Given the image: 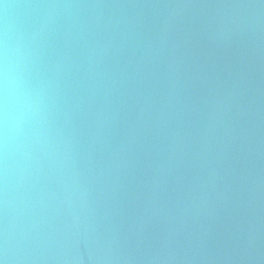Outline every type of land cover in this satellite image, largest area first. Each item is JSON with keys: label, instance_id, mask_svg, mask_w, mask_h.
Returning <instances> with one entry per match:
<instances>
[{"label": "clouds", "instance_id": "9594fccd", "mask_svg": "<svg viewBox=\"0 0 264 264\" xmlns=\"http://www.w3.org/2000/svg\"><path fill=\"white\" fill-rule=\"evenodd\" d=\"M4 10V20L0 23V264H35L36 251L47 236L37 231L35 220L29 219L17 225L13 217L10 220L14 201L13 189L24 185L31 187L33 176H42L45 162L49 165L59 151L57 137L63 140L65 160H72V167L63 180L65 186H80L82 175L76 167L75 149L78 141L72 132L61 135L63 128H56L54 120V98L63 92L61 74L76 66L83 70L79 81L82 94L76 107L90 109V101L97 95L95 84L100 72L101 58L119 55L127 48L129 60L111 83L113 91H119L125 83L135 86L127 92H120L115 104L108 101L101 105L94 115L93 131L89 137V146L101 144L99 160L94 165V180H103L113 171L129 166V160L136 166L142 156H133V150L139 146L152 158L149 167L153 170L151 182L146 185L149 195L145 215L164 212L168 224L158 238L157 244H151L145 236L143 222L140 227L131 226L127 232L115 230L102 231L93 227L87 229L83 237L78 224L69 225L71 243L77 255L65 259L64 264H85V258L79 254L81 238L87 249L88 264H243L246 261L260 260L264 264V255L253 256L251 245L253 236L240 234L236 237L242 254L217 256L203 247V238L193 249L192 233H185V220L189 215L203 211L208 203L207 189L214 188L219 173L210 167L207 178L199 174L185 177L180 169L188 164L195 168L211 155L210 141L218 122H224L223 116L236 107V116L245 114L239 104L242 77L237 75L233 86L226 95L211 100L192 101L181 105L178 97L183 93L180 65L183 61L177 57L179 45L171 40L169 19L159 21L160 27L152 35L129 28L124 23L123 32H119L120 20L109 17L105 21L99 18L80 20L76 15L81 9L100 8H186L189 4H123V3H84L77 0H37L35 3L19 5L34 9L38 15L34 23L26 30H14L8 23L7 10L13 5L0 0ZM217 11L214 39L217 43H228L234 37H242L254 31L264 14V0H232L213 4L197 5ZM64 13V15H61ZM72 13V14H67ZM102 31V34H100ZM63 33V47L55 41ZM119 36V39L117 37ZM130 37H135L134 46L129 45ZM170 52L167 65V93L158 99L156 83H149L153 74L152 65ZM130 69V71H129ZM157 82L163 83L157 77ZM141 89H143L141 91ZM111 93H106L109 96ZM127 96V99H125ZM134 99V109L123 120L124 130L118 144L106 154L102 137L105 129H111L119 115L120 107ZM207 105V122L197 129L195 135L200 139L199 150L193 151V133L183 125V109L198 114ZM74 110H68V116ZM175 127H172V122ZM67 126V122L64 127ZM55 132V135H54ZM164 134L166 143L160 142ZM232 123L227 124L226 137L232 140L243 136ZM220 151H223L222 149ZM191 153V160L186 161ZM219 155V151L217 153ZM91 159V157H89ZM175 174L176 185L172 193L176 194L172 206L161 200L167 192V177ZM187 181V188L183 187ZM25 211L31 205V196H25ZM69 203L71 201L69 200ZM183 237V240H182ZM67 240L68 237H63ZM134 246H132V242ZM186 241V244L185 242Z\"/></svg>", "mask_w": 264, "mask_h": 264}, {"label": "water", "instance_id": "95a60500", "mask_svg": "<svg viewBox=\"0 0 264 264\" xmlns=\"http://www.w3.org/2000/svg\"><path fill=\"white\" fill-rule=\"evenodd\" d=\"M37 0H4L13 5L7 10L9 25L17 31L26 30L35 22L38 15L34 9L18 7L19 5L35 3ZM84 3H123V4H189L186 8H100L81 9L76 11L80 20L99 18L102 22L111 17L120 20L119 32H123L124 23L129 28L135 26L136 31L152 35L160 27L159 21L165 17L169 19L171 40L179 45L176 55L183 63L180 65L183 93L178 97L183 104L192 101L211 100L213 95L221 97L231 90L236 76L242 77L239 104L244 107L245 114L236 116V107L223 116L224 122H218L212 133L211 155L206 157L195 168L185 164L180 172L187 177L199 174L207 178L210 167H215L219 178L215 186L207 189L208 203L203 211L189 215L185 220V233H192L193 249L203 238V247L214 255L242 254L236 237L243 234L253 236L251 254L264 255V14L254 31L242 37H234L228 43H217L214 39L216 9L198 7L202 4L232 2V0H77ZM3 8L0 5V23L4 20ZM72 14V13H67ZM64 15V13H61ZM102 34V31L101 33ZM119 39V36L117 37ZM135 37H130L129 45L134 46ZM63 47V33L55 41ZM170 52H165L155 64L154 72L148 77L149 83H156L158 89L156 98L167 93L165 80ZM134 58L128 55L127 48L119 55L101 58V66L97 71L95 89L97 92L90 109L76 107L78 97L82 94L79 81L83 70L72 66L61 74L63 92L54 98V120L56 128H63L61 135L72 132L78 141L75 149L76 167L82 175L80 186L63 183L68 171L72 167V160H65L63 140L58 136L59 151L53 163L44 164L43 175L33 176L31 187L20 185L13 189L14 201L10 220L20 225L29 219L35 220L37 231L48 237L42 241L36 251L35 264H64L65 259L77 255L71 243L69 225L78 224L83 237L87 229L93 227L102 231L115 230L127 232L135 225L137 228L143 222L144 234L150 237L151 244H157L158 238L168 224L164 212L156 215H145L148 185L153 177V170L149 167L152 158L136 146L133 156L142 159L133 167L134 161L129 160V166L119 171H113L103 180H94V165L99 160L101 144L94 148L89 146V137L94 124V113L101 105L111 101L115 104L120 92H127L134 84L125 83L119 91L111 89L114 76H118L124 65ZM130 71V69H129ZM157 77L163 83L157 82ZM143 89H141L142 91ZM106 93H111L107 96ZM127 99V96H125ZM120 107L115 125L105 129L102 137L106 154L111 147L118 144L123 136V120L134 109V99L126 106ZM73 109L71 118L68 110ZM201 111L193 114L183 109V125L194 135L192 138L193 151L199 150L200 139L195 135L197 129L207 122V105L201 103ZM67 122V126H65ZM175 121L172 127H175ZM232 123L243 136L228 142L225 133L227 124ZM55 135V132H54ZM160 142L166 143L164 134ZM223 151H220V150ZM219 151V155L217 154ZM91 157V159L89 158ZM191 160V153L185 157ZM167 179V192L161 196L166 200V207L175 202L176 194L172 188L176 185L175 174ZM187 188V181L184 185ZM31 196V205L25 211V196ZM69 200L71 203H69ZM68 239L64 240L63 237ZM183 240V237H182ZM186 244V241H184ZM134 241L132 246H134ZM79 254L87 261V249L83 238L79 245ZM243 264H261L260 260L243 262Z\"/></svg>", "mask_w": 264, "mask_h": 264}]
</instances>
